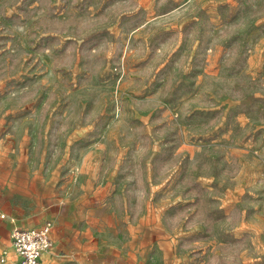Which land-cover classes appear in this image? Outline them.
Instances as JSON below:
<instances>
[{
  "label": "rangeland",
  "instance_id": "rangeland-1",
  "mask_svg": "<svg viewBox=\"0 0 264 264\" xmlns=\"http://www.w3.org/2000/svg\"><path fill=\"white\" fill-rule=\"evenodd\" d=\"M2 111L100 155L168 264H264V0H0Z\"/></svg>",
  "mask_w": 264,
  "mask_h": 264
},
{
  "label": "crops",
  "instance_id": "crops-1",
  "mask_svg": "<svg viewBox=\"0 0 264 264\" xmlns=\"http://www.w3.org/2000/svg\"><path fill=\"white\" fill-rule=\"evenodd\" d=\"M7 114L0 116L2 264H18L11 240L15 227L46 222L52 224V246L41 264L169 263L151 211L133 215L106 177L100 155L41 152L26 131L15 132Z\"/></svg>",
  "mask_w": 264,
  "mask_h": 264
},
{
  "label": "built area",
  "instance_id": "built-area-1",
  "mask_svg": "<svg viewBox=\"0 0 264 264\" xmlns=\"http://www.w3.org/2000/svg\"><path fill=\"white\" fill-rule=\"evenodd\" d=\"M4 217V216H3ZM52 224L39 227H15L11 233L12 246L19 259L18 264H41L42 255L52 246ZM4 261V259H1Z\"/></svg>",
  "mask_w": 264,
  "mask_h": 264
}]
</instances>
